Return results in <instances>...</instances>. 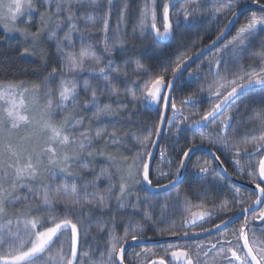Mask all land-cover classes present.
Masks as SVG:
<instances>
[{
    "label": "snow or ice",
    "instance_id": "1",
    "mask_svg": "<svg viewBox=\"0 0 264 264\" xmlns=\"http://www.w3.org/2000/svg\"><path fill=\"white\" fill-rule=\"evenodd\" d=\"M176 2L144 0L138 8L134 38L167 45L176 39L182 22L191 28L205 19L227 21L195 54L198 58L220 45L199 86L201 96L193 93L179 104L174 99L177 81L193 55H182L154 75L140 60L132 59L136 48L124 38L132 0H39L44 11L39 10L37 0H0V30L19 35L25 44L19 55H39L46 60L40 41L47 33L60 63L43 85L0 82V264H130L126 248L138 247L147 237L148 227L157 236L173 237L177 242L163 241L166 247L159 254L150 249L135 253L140 264H264V239L257 236L259 232L264 237V0H188L172 13ZM114 9L118 12L112 24ZM34 12L39 20L32 31ZM24 16L28 19L21 27ZM233 28L235 35L224 42ZM77 33L79 50L73 45ZM84 34L98 35L99 40L86 43ZM254 45L257 52L250 51ZM115 52L126 57L123 67ZM245 59H258V66L245 65ZM129 67L135 79H129ZM192 75L189 73L190 78ZM52 84H56L55 90ZM202 101L208 102L202 114L185 115V106ZM252 107L261 111L254 112L251 119L256 124L244 133V143L238 144L236 116ZM33 109L37 111L29 114ZM140 109L154 110L156 122L151 129L138 131L128 147V134L118 131L116 125L131 123ZM88 111L93 112L92 118L87 117ZM93 121H107L112 129L92 134ZM165 132L176 137L183 134L185 146L160 149ZM155 149L159 150L158 160ZM200 149H207L213 163L197 159L186 176L192 156ZM222 156L234 165L238 178L246 177L254 185L251 196L244 197L234 185H225L231 198L208 207L193 204L188 194L178 190L173 195L172 190L182 182L190 186L198 182L202 189L213 164L221 170L214 178L224 180L228 174ZM98 157L115 171L101 169L90 181L88 165ZM101 179L107 181L103 190L99 188ZM192 191L196 199L202 198L200 190ZM156 203L160 205L158 221L154 219ZM170 209L173 215L178 210L180 227L173 220L169 227L160 228L168 222ZM94 212L100 216L97 234L106 233L104 245H88L90 250L84 251L88 239L84 221ZM105 215L110 216L108 221L103 220ZM118 216L124 217L122 224H118ZM241 219L238 228L230 227ZM118 227L123 228V235L117 234ZM213 235L214 241L198 242ZM181 240L193 243L181 244ZM97 250L99 256L94 260Z\"/></svg>",
    "mask_w": 264,
    "mask_h": 264
},
{
    "label": "flooded vegetation",
    "instance_id": "2",
    "mask_svg": "<svg viewBox=\"0 0 264 264\" xmlns=\"http://www.w3.org/2000/svg\"><path fill=\"white\" fill-rule=\"evenodd\" d=\"M134 4H131L132 11L131 14L135 17L138 16V8L139 6L144 2V0H132ZM188 0H177L174 7L170 9L172 13L178 12L180 9L181 4L187 3ZM159 3V0H158ZM259 14V13H257ZM246 15H251V13H246ZM175 19L176 17L173 16ZM182 20V15H181ZM241 20H243V17H241ZM227 21H223V23H226ZM223 23H217L216 21L212 19H205L202 23L198 24L195 27L187 28L184 26L183 22L181 23V26L176 30L177 31V37L176 39L171 43L167 45H160L156 46L153 45L150 39H145V45H142L144 47V54H143V61L146 62L148 68L152 69V73H156L158 71L162 70L161 66L167 67L168 65H174V63L182 56V55H193L201 49L205 48L206 45L210 43L211 39H214L215 36L219 33V31L223 27ZM158 24H159V10H158ZM239 24L236 25L238 27ZM235 35V28L232 29L231 32L227 34L226 39L224 42H227V40H230L232 36ZM220 45H217L212 51L209 52V54H206L198 59L196 63H193L187 67L184 73L180 75L179 81H177V87L176 91L174 92V99L179 104L180 99H183L187 97L188 95H192L193 93L197 94V96H201L199 93V86L205 82V77L208 76L209 68L208 63L210 60L213 59L214 54L219 50ZM251 52H257L258 49L254 45L252 49H250ZM247 56V54H246ZM245 65L255 63L258 66V59L256 60H249L245 59L243 61ZM250 70V69H249ZM189 73H192V77H189ZM199 78V79H197ZM208 107L207 101H202L201 103H197L190 106H185L184 112L185 115L191 116L193 113H201ZM261 111L258 107H252L249 108L248 111L241 110V113L236 116V125L234 127L239 128V133L235 137V142L238 144H243L245 141L244 133L248 132L249 129L253 128L256 124V121L251 119V117L254 115V112ZM149 113H155L154 110L147 111ZM170 115V113H169ZM196 118V117H194ZM175 129H173V132ZM205 133H207V129L203 130ZM200 129L197 130V134H199ZM258 134V130L257 133ZM187 135H192V133H187ZM179 139V144H176V140ZM248 140L251 139V134L247 137ZM199 143V140L197 141ZM169 145H175L177 149H179L182 146H185V138L184 135H180L179 137H176L174 135L170 136L167 132L161 137L159 142V148L163 149L166 146ZM202 149L198 150L195 155L192 156L191 161L189 162V169L188 173H185L187 176L191 171V165L192 162H195L197 159L203 161H208L209 163H213L212 158L206 151H202ZM207 150V149H204ZM169 151H171V148H169ZM156 159H159V150L157 149V153L155 155ZM175 157V154H174ZM221 159L224 161L223 167L227 169V177L224 180H220L218 177L220 174V168L216 167L215 164H213V172L209 175L207 182L203 185V188H200L199 183L197 182L194 185H189L187 183H180L176 185V188L172 190L173 195L178 190L181 195L188 194L193 204H204L208 207H211L214 203L219 204L222 200L225 198L230 199L231 193L228 190V187L225 185H234L238 188L240 193L244 197H248L252 195V188H254V185H250L248 179L245 177L243 179L237 177V173L235 171L234 165L228 162V159L226 156H222ZM247 163V161H246ZM215 185V187H213ZM192 189L200 190L202 193L201 199H196V197L193 195ZM206 191L207 195H203V192ZM141 195H144V193H141ZM174 204V201L172 202ZM259 210V209H257ZM154 211L156 213V216L154 219L158 221L159 219V212H160V205L159 203H156V206L154 208ZM130 212V211H129ZM173 210L170 209L169 211V219L167 223L160 224V228H167L170 226L171 222L174 220L175 225L177 228L180 227V216L178 210L176 211V214H172ZM255 214V213H253ZM127 213H125V216ZM227 215H234V213H228ZM226 218V216L221 217ZM110 219L109 215H105L103 217L104 221H108ZM135 219L139 220L140 217L137 216ZM216 223H219V218H214ZM249 219H251V216H249ZM100 218H97L93 222V224L90 227H87L88 224H84L83 231L88 233V239L84 241V251H89L88 245L93 246H99L103 247L104 240L106 237V233L97 234L96 227L99 223ZM118 224H122L124 222V217L118 216L117 217ZM242 223L241 220H237L235 223L231 224V228H238L240 224ZM210 225H205V227H208ZM227 231V229H226ZM147 237L144 241L151 242V241H159L162 239H170L173 240V237H159L156 235L155 230L152 227L146 228ZM117 234L123 235V228L118 227L117 228ZM257 236L261 239H264V237L260 236V233L257 232ZM92 237H96L95 240L92 239ZM150 237L151 239H148ZM215 236H204L201 238L198 242H204L206 243L208 240L214 241ZM169 242H177L176 238L173 241ZM181 244L188 243L192 244L193 241H178ZM162 247H166V244H151V245H140L138 247H129L126 248V259L130 262V264H140V261H137L135 258V253L142 252L145 249H150L153 252H157L159 254V250ZM79 255V252H78ZM99 252L98 250L93 253V259H98Z\"/></svg>",
    "mask_w": 264,
    "mask_h": 264
},
{
    "label": "trees",
    "instance_id": "3",
    "mask_svg": "<svg viewBox=\"0 0 264 264\" xmlns=\"http://www.w3.org/2000/svg\"><path fill=\"white\" fill-rule=\"evenodd\" d=\"M134 3L132 2L131 4ZM132 9L133 8H130L129 10L126 25L127 30L136 24V16L134 17L130 12ZM131 30L133 31V27ZM44 38L42 39L40 48L44 49L46 60H41L39 55H19L20 50L25 46V44L22 42V39L11 36L7 37L0 34V82L18 83L23 81L24 84L29 85L36 83L41 84L53 67L59 69V60L57 59L56 55H54V50L44 42ZM131 41L136 48V55L133 56L132 59H138L142 64H144L143 52L141 51L142 48L140 47L141 44L138 40V37L132 39ZM37 51H39V49H37ZM115 58L117 63L121 64L122 60L126 57L121 53V55H115ZM120 66L123 65L121 64ZM127 71L129 73V79H135V77L132 75V70L127 69ZM121 91H123V88H121ZM82 108L83 105L81 103L80 109L82 110ZM86 115L88 118H92L93 112L88 111ZM155 122V113H149L143 109H140V111H138V113L132 117L131 123L125 122L123 124H117L116 127L118 131L128 134L127 137H125V144L130 147L132 145V139L134 138V135L143 128L151 129ZM85 127H87V120L85 121ZM104 128H107L110 131L112 129V124L108 123L107 121L93 123L91 127V133L95 134L96 131L103 130ZM143 134L147 135V132H144ZM114 150L115 149L113 148L108 149V151L111 152H114ZM119 151L127 155V152H125L124 148H120ZM88 167L92 169V171L87 174L90 181L98 175V172H100L101 169H107V171L113 173V170L110 167L104 163H101L97 159L94 164H89ZM96 214L98 213L92 215L91 221H95L97 218H100V216H97Z\"/></svg>",
    "mask_w": 264,
    "mask_h": 264
},
{
    "label": "rangeland",
    "instance_id": "4",
    "mask_svg": "<svg viewBox=\"0 0 264 264\" xmlns=\"http://www.w3.org/2000/svg\"><path fill=\"white\" fill-rule=\"evenodd\" d=\"M37 5H38L40 11H44L43 6H40V5H39V0H37ZM117 12H118V9H114V10H113L112 24H115V20H116ZM128 15H129V13H128ZM27 19H28L27 16L21 17V18H20V24H19V26L23 27V26H24L23 21H25V20H27ZM38 20H39L38 13H35V12H34V13L32 14V16H31V21H32L31 29H32V31H35V30H36V25H37V23H38ZM136 22H137V21H136ZM84 26H85V23H84L83 20H81V21H80V27L83 28ZM134 26H135V25H134ZM134 26H131V28L134 27ZM51 27H53V24H50V25H49V28H51ZM131 28H130L129 30H127V28H126V29H125V35H124V38L128 41L129 46H132V45H133V42H132L131 40L134 39L133 31L131 30ZM66 30H67V27L65 26L64 29L59 33V36H60V37H63V32L66 31ZM0 34H2V35H4V36H7V37H10V36H11V37H18V38H20L18 34H16V35H7V34L3 33L2 30H0ZM79 35H80V34L77 33V34H74V37H73V45H74V47H75L76 50H79V48H80V46H81V45H80V40H79ZM84 35H85V42H86V43H87L89 40L92 41L93 43H96V41L99 40V36H98V35H96V36H91V37H89L87 34H84ZM44 37H45V38H44ZM43 38H44V42H45L46 44H48L49 47L52 48V49L54 50V55H56V57H57V59H58V56H57V50H56V48H55L54 43H52V42L49 41V39H48V34H47V33L44 34V36L41 38L40 44H41ZM20 39H21V38H20ZM138 40L140 41V44H141V45H140V47L142 48L141 51H142L143 54H144V47H143L142 45H145V39L141 40L140 38H138ZM40 46H41V45H40ZM146 46H147V44L145 45V47H146ZM97 52H98V53L101 52V47H100V45H98V44H97ZM122 54H123V53H122ZM115 55H121V52H115V53H114V56H115ZM58 60H59V59H58ZM143 62H144V65H145L146 67H148L147 64H146V62H145V61H143ZM121 64H122V63H121ZM121 64H120V65H121ZM122 65H123V64H122ZM121 67H123V66H121ZM129 69H131V67H129L128 70H129ZM131 70H132V69H131ZM152 74L154 75V73H152ZM133 77H134V76H133ZM25 85H27V86H31V85H29V84H25ZM41 85H43V83H41ZM51 87L53 88V90H55V88H56V84H52ZM43 91H44V90H43V88H42L41 96H43ZM81 96L83 97V93H81ZM26 100L28 101L29 105H31V96L26 97ZM35 111H37V110H36V109H33L29 114H34ZM93 123H96V121H93ZM99 123H101V122H99ZM130 147H131V146H130ZM110 152H111V151H110ZM114 152H115V150H114ZM127 154H128V153H127ZM125 155H126V154H125ZM97 160H99L101 163H104L105 165L108 166V162H107L106 160H104L103 158L98 157ZM108 167H109V166H108ZM111 169L113 170V173H114L115 170H114L113 168H111ZM99 173H100V172H98V175H99ZM87 177H88V175H87ZM56 182H57V181H56ZM106 183H107L106 180L101 179L100 182H99V188H100L101 190H103L104 187H105V185H106ZM32 203H35V201H32ZM129 211H130V210H129ZM93 214H95V212H94ZM96 215L98 216L99 214H96ZM93 222H94V221H91V218H90V220H89L88 218H86L85 221H84V224H85V225L88 224L87 227H90V226L93 224Z\"/></svg>",
    "mask_w": 264,
    "mask_h": 264
},
{
    "label": "water",
    "instance_id": "5",
    "mask_svg": "<svg viewBox=\"0 0 264 264\" xmlns=\"http://www.w3.org/2000/svg\"><path fill=\"white\" fill-rule=\"evenodd\" d=\"M218 45H219V44H218ZM214 48H215V47H213L210 51H212ZM210 51H205V53L202 54V55H200L198 58H197L196 56H194L192 60L188 61V64L186 65V69H187V67H188L189 65H191V64H193V63H196L200 57H202V56H204V55H206V54H209ZM184 72H185V70H182V73H184ZM202 151H203V152H204V151L207 152V150H204V149H202L201 152H202ZM156 153H157V149L154 150V155H156ZM207 153H208V152H207ZM173 240H175V238H173ZM173 240H170V239H162V240H159V241H151V242L143 241L140 245L162 244L163 241H173ZM140 245H139V246H140ZM127 248H129V247H127Z\"/></svg>",
    "mask_w": 264,
    "mask_h": 264
}]
</instances>
